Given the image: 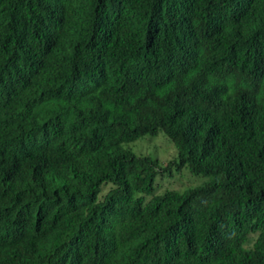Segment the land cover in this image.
Masks as SVG:
<instances>
[{"label":"trees","instance_id":"16d2710c","mask_svg":"<svg viewBox=\"0 0 264 264\" xmlns=\"http://www.w3.org/2000/svg\"><path fill=\"white\" fill-rule=\"evenodd\" d=\"M0 264H264V0H0Z\"/></svg>","mask_w":264,"mask_h":264},{"label":"rangeland","instance_id":"374dc122","mask_svg":"<svg viewBox=\"0 0 264 264\" xmlns=\"http://www.w3.org/2000/svg\"><path fill=\"white\" fill-rule=\"evenodd\" d=\"M126 147L136 155H148L153 159L159 160L163 164L170 160L173 154H175L174 147L162 133H159L154 137L145 136ZM192 185H195L194 180L189 177L187 173H183V176L179 181L173 179L168 180L166 183L158 181V189L156 193L161 192L166 187L183 189L184 187Z\"/></svg>","mask_w":264,"mask_h":264}]
</instances>
